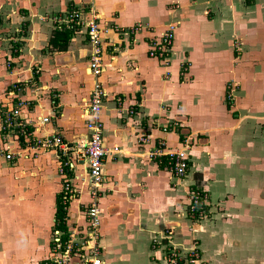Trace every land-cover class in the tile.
Here are the masks:
<instances>
[{
	"label": "crops",
	"instance_id": "1",
	"mask_svg": "<svg viewBox=\"0 0 264 264\" xmlns=\"http://www.w3.org/2000/svg\"><path fill=\"white\" fill-rule=\"evenodd\" d=\"M82 1L87 13L88 0ZM73 2L0 0V104L12 106L30 100L21 110L23 117L33 120L47 116L57 106L60 114L52 115L43 128L61 134L68 142L88 136L91 45L83 28L60 29L50 19L64 16ZM93 2L100 26L107 29L104 42L109 45L100 76L107 94L100 112L102 138L110 153L99 198L105 264H164L160 242L188 250L193 240L210 264H264V0ZM88 16L84 14V19ZM135 23L147 24L157 32L168 23L177 26L175 54L169 64L148 56L149 29L133 35L111 30ZM66 30L71 32L67 46L55 47L51 41L55 32ZM16 38H20L19 51L11 53L10 40ZM235 40L237 48L241 44L238 62ZM182 60L188 62L186 77L179 75ZM29 79L19 90L15 88L19 81ZM235 83L240 89L237 92L234 87L232 99L228 96L229 106L225 95ZM119 96L125 97L121 110L116 103ZM129 108L134 109L133 114H128ZM175 121L187 123L192 135L186 151L188 171L178 184L148 156L158 138L172 149L182 146L176 127L166 134L162 131ZM143 134L151 137L150 142L138 140ZM0 159L9 163L1 155ZM22 165L35 172L53 167L47 186L40 183L38 190L35 181L33 188L30 182L20 188L24 199L31 195L37 199L44 188L51 189L48 198L53 211L41 225L47 231L55 217L57 193L53 194L52 184L59 178L57 162L52 153H44ZM3 169L0 185H7V190L10 183L8 176L3 177ZM22 173L26 172L21 171L18 182L23 180ZM190 185L208 193V218L188 220ZM7 191L0 187V205L3 211L9 209L3 213L6 219L1 212L0 222L7 231L15 223L14 238L0 240V246L6 248L0 251V264H33L44 253L41 240L37 235L24 242L15 238L21 233L22 219L17 197L11 199ZM10 210L17 212L10 216ZM34 212H40V205ZM164 233L168 240H160ZM26 244L34 250H22ZM71 264L80 262L75 259Z\"/></svg>",
	"mask_w": 264,
	"mask_h": 264
},
{
	"label": "built area",
	"instance_id": "2",
	"mask_svg": "<svg viewBox=\"0 0 264 264\" xmlns=\"http://www.w3.org/2000/svg\"><path fill=\"white\" fill-rule=\"evenodd\" d=\"M83 3L82 0H74L64 16L54 15L50 20L60 29L75 31L83 28L86 40L91 45L88 70L92 76V87L89 92L85 120L88 136L68 142L59 133H48L43 127L50 122L52 115L60 114L57 106H53L47 116L33 120L23 117L21 110L23 105L31 103L30 100L20 101L12 106L0 104V155L7 162H13L16 156L21 157L22 154L52 153L57 162V173L61 183L58 193L65 214L62 218L54 217L50 255L45 259V264H71L73 259L78 260L80 264H105L100 244L101 209L99 198L103 194L105 160L110 153L105 148L102 138L103 126L100 112L107 94L102 86L100 76L103 69V55L108 51L109 45L104 42L106 38L104 34L107 29L100 26L93 0L86 2L89 15L87 19H84V14L87 13L81 7ZM144 28L149 29L152 34L147 42L148 56L163 64H169L175 54L174 40L177 26L174 23H168L160 32H157L156 28H149L147 24L139 23L124 28L113 26L111 30L117 34L133 35ZM19 41L20 38L10 40L11 53L19 51ZM10 63L9 58L8 67L11 66ZM187 64L186 60L180 62V76H187ZM35 72L39 73L40 68H37ZM29 82H31L30 79L24 82L19 81V86H15V88L19 90L21 86H25ZM234 87L235 84L233 88L230 87L228 95L230 98ZM124 98L123 96L116 98L118 110H121ZM133 112V108L128 109V114H133ZM177 125V121L169 123L162 128V131L166 134ZM138 140L148 143L151 137L143 134L138 137ZM182 140L183 148L178 151H169L165 149L167 147L165 139L158 138L155 149L148 152V156L154 159L157 165L165 168L174 178L176 184L185 177L189 166L186 149L190 139L188 140V135H184ZM188 191L186 215L195 221L205 218L208 213V193L198 186ZM82 194L86 200L82 199ZM74 203L76 204V216L79 217V220H83L82 224H79V220L69 221L68 210ZM79 228H82L80 232ZM166 239L168 240L164 233L160 240ZM157 243L158 240L154 238L153 244ZM160 244L165 252L164 264H210L201 257L195 241L192 242L188 250H182L168 241L167 243L160 242Z\"/></svg>",
	"mask_w": 264,
	"mask_h": 264
},
{
	"label": "rangeland",
	"instance_id": "3",
	"mask_svg": "<svg viewBox=\"0 0 264 264\" xmlns=\"http://www.w3.org/2000/svg\"><path fill=\"white\" fill-rule=\"evenodd\" d=\"M237 41L238 40H235L234 41V44H235V46H234L235 47V57H236V59H238L236 62H238L239 59H241V57H242L241 56V44H240V49L237 48V45H236L237 44ZM238 84L239 83H235V91H237V92L240 89ZM225 98H226V101H227L228 105L230 106V103H229V100H228V95L227 96L225 95ZM189 128L190 127L187 125V123H185V122L184 123L178 122V125L176 126L175 129L180 134V137L182 139H183L184 135H188V140L189 139L191 140L192 139V135H190L191 134V131H190ZM190 145H191V143H189V146ZM166 146H167V143H166ZM181 148H183V146H181L179 148H175V149H172L169 146L165 147V149L166 150H169V151H178ZM186 151H187V149H186ZM42 154H44V153H41V154H38V155H33L31 153H29L27 155L22 154L21 157L16 156L15 159H14V161L13 162H9V163H5V162H3V159H0V168H4L2 170V173H3L2 175H3V177H7L8 176L9 179H6V181L7 180L9 181L10 188L7 189V190H9V191H7L6 190V187H8L7 185H2V186L0 185V187L3 188L4 191H7L6 193H7V195H9V197L11 199H14V198L17 197L16 200H17V202H19V208H18V210L20 212L19 219H22V220L19 221V224H21V225L24 226V227L23 226H19L18 229L20 230L21 233L19 234V236H15V238L16 237H20L19 238L20 239V242H24V241H27L26 239H33V237H35V235H37V236H39L38 237L39 240H41V245H42L41 246L42 247V250L41 251L44 252V253H42L43 255L41 254L36 259H34V262H32L33 264H45V259H47L48 256L50 255L49 247H50V244H51V239H52V234L51 233H52V230H53V227H54V225H53L54 223L52 222L51 228L48 229L47 231L45 230L46 227H44V229H41V228H43V227H41V225H45V222H46V220H47V218L49 216L48 214H50L53 211V209L51 207V205L53 203H51V205H50V201L51 200H50V198H48L49 195H50V192L52 194V191H51V189L49 187H48V189H45L44 188V190L42 191V193L39 194L41 198L38 197L39 196L38 194H36V195H38L37 196L38 197L37 199L34 198V197H36L34 195H31V196L26 197L24 199L22 197L23 196V193H22L23 192L22 191L23 189H20V188L26 187L25 184H27V186H28L29 185V182H30V184H32V188H33V184H34L35 181L38 182V185H37V189L38 190H39L40 183H42L43 185L47 186L48 183H49V177H51L50 170H53V167L52 168L50 167V169H48L46 171L45 170H38V171L35 172L34 169H33V167H29V166L22 165V161L38 158ZM21 171L22 172H24V171L26 172L25 175H23L24 173H22V176H23V180H25V182H27L26 180H29L27 183L21 184V182L23 180L20 181V182H18L20 180ZM32 172H35V173L33 175H31ZM26 174H27L28 177H26ZM50 181L52 183L54 181V179H52V180L50 179ZM195 186L196 185H190L189 186V190H191L192 188H195ZM60 189H61L60 179L59 178H56L55 182L52 184L53 194L55 192L58 193L60 191ZM83 194H82V199L86 200V197H83L84 196ZM18 197H19V199H18ZM0 200H2L1 199V196H0ZM6 201H8V200H6ZM56 204L57 203H56V200H55L54 201V205H55V208L54 209H56V206H57ZM39 205H40V212H34L35 211V208L36 207H39ZM75 207H76V204L74 203V204H72L71 208H69V210H68L69 211L68 212V215H69V221L70 222H72V221H78L79 220V217L76 216V209H75ZM3 208L4 207L2 205H0V214L3 211ZM4 210H6V211H3L2 212V216L6 219L7 217L4 216L3 213L4 214H7V212H8L9 209L6 208ZM15 212H17V210L16 211L10 210L9 211V214L11 213L10 216H13ZM209 215H210V213L207 215V217L202 218V219L208 218ZM187 218L191 222H195V220H193L190 216H187ZM202 219H200V220H202ZM200 220H198V221H200ZM78 222H79V224H82L83 223V220L80 219ZM14 225H15V223H12L11 227L9 228L10 230L7 231L6 230L7 227L5 226V224H3L2 222H0V240L1 239L2 240H4V239L6 240V239L14 238L13 231H12ZM40 229H41V231H40ZM21 230H23V231H21ZM78 230L80 232L82 230V228H79ZM189 230L192 231L191 228H189ZM34 232H36V233H34ZM25 234H27L26 237H25ZM194 241L195 240H193V242ZM48 243H49V246H48ZM45 245L47 247H43ZM0 248H2L0 251H2L4 249L6 250V248L5 247H2V246H0ZM22 250H26V251L34 250V247L33 246H29V244H26V247L25 248H22ZM0 254L3 255L1 252H0ZM73 260H75V259H73Z\"/></svg>",
	"mask_w": 264,
	"mask_h": 264
},
{
	"label": "trees",
	"instance_id": "4",
	"mask_svg": "<svg viewBox=\"0 0 264 264\" xmlns=\"http://www.w3.org/2000/svg\"><path fill=\"white\" fill-rule=\"evenodd\" d=\"M71 36V32L66 31H56L54 34V37L52 38V42L55 47L60 48V49H65L67 46V43L69 41V38ZM56 209H55V216L57 218H62L63 215L65 214V211L63 209V206L60 204V199H59V193L56 195Z\"/></svg>",
	"mask_w": 264,
	"mask_h": 264
}]
</instances>
